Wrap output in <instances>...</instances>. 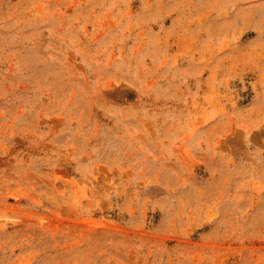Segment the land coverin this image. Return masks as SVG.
<instances>
[{"label":"rangeland","instance_id":"rangeland-1","mask_svg":"<svg viewBox=\"0 0 264 264\" xmlns=\"http://www.w3.org/2000/svg\"><path fill=\"white\" fill-rule=\"evenodd\" d=\"M0 264H264V0H0Z\"/></svg>","mask_w":264,"mask_h":264}]
</instances>
